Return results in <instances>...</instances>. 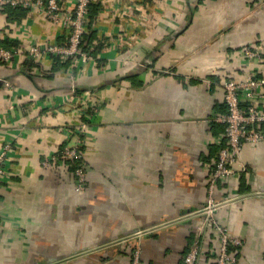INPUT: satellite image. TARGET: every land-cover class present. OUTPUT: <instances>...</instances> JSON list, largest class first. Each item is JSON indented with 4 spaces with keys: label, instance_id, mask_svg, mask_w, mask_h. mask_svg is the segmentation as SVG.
<instances>
[{
    "label": "crops",
    "instance_id": "1",
    "mask_svg": "<svg viewBox=\"0 0 264 264\" xmlns=\"http://www.w3.org/2000/svg\"><path fill=\"white\" fill-rule=\"evenodd\" d=\"M95 1L97 64L72 79L51 62L23 72L24 56L0 65V148L16 144L0 187V264H133L136 248L138 264H182L227 140L224 83L253 68L264 78V0ZM7 38L25 47L64 36L41 14L0 12ZM73 87H97L103 100L84 192L71 163L42 164L82 119L64 101ZM242 158L246 170L218 182L215 214L244 240L234 264H264V140L247 142ZM202 246L198 264H216L215 227Z\"/></svg>",
    "mask_w": 264,
    "mask_h": 264
},
{
    "label": "built area",
    "instance_id": "2",
    "mask_svg": "<svg viewBox=\"0 0 264 264\" xmlns=\"http://www.w3.org/2000/svg\"><path fill=\"white\" fill-rule=\"evenodd\" d=\"M94 0H0V9L5 6H19L28 9L32 13L41 14L52 21L62 31V41L31 42L25 47H0V65L13 64L19 56L29 57L40 65L44 62L55 63L56 57L62 60L71 58L68 68V78L76 77L75 73L84 71L88 64H97V57L83 49L85 34L90 28V5ZM130 10V8H129ZM93 28H97L94 23ZM263 51L260 48L246 46L244 54L249 60H260ZM38 66V67H39ZM257 69L253 68L247 77L232 78L225 81L226 102L228 111L218 117V121L225 125L226 142L220 141V151L216 165L210 176L208 185V197L204 205L198 210L200 220L197 222V241L185 255L182 264H198L203 252V240L209 227H215L220 233L219 255L216 264H234L238 257L233 247L241 248L244 240L233 235L230 229L221 224L216 218V211L220 202L216 198L218 182L242 171L247 166L242 158V151L247 142L258 143L264 140V78L257 75ZM2 80V79H1ZM6 86L13 87L12 83L2 80ZM97 87L85 88L81 93H69L64 101L73 107L77 115L82 119L76 129L71 131V141L45 156L42 164L45 167L58 165L67 160L79 161L75 174L77 189L80 192L86 190L87 184V160L85 149L88 137L93 130L96 116L103 108V100L97 96ZM75 91V87H73ZM15 143L4 142L0 148V187L11 175L10 161L15 154ZM146 231L139 230L137 235H143ZM138 264L140 259L139 249L135 252Z\"/></svg>",
    "mask_w": 264,
    "mask_h": 264
},
{
    "label": "trees",
    "instance_id": "3",
    "mask_svg": "<svg viewBox=\"0 0 264 264\" xmlns=\"http://www.w3.org/2000/svg\"><path fill=\"white\" fill-rule=\"evenodd\" d=\"M98 7H99V5H98V3H96L95 0L90 5V25H89L90 28H89V31L85 34L84 41H83V49L91 52L94 55H96V53H98V51L101 50V48L103 47V44H99V45L95 44L97 41L100 40V38L97 36V32L93 28V25L95 23V16L97 15L98 10H99ZM27 11H29V10L26 8L19 7V6H10V5H7L3 9H0V12L6 13L7 16L11 19V21L16 20V19L26 18ZM2 46L19 47L20 43L19 42L17 43L16 41H13V40H10L9 38H7L6 41H3L0 43V47H2ZM25 58H26L25 67L22 68V71L23 72L25 71L27 73H32V71L35 69V67L37 68L39 66V64L29 57H25ZM55 59H56V61H55L54 68L56 67L58 69L60 68L62 70H64V69L68 70V68L71 65V58H69L67 60H62L60 57H56ZM84 89L77 88V89H75V91H73V88H72L70 92L81 93ZM96 118H97V116H96ZM263 129H264V127H263ZM66 162L71 163L73 171H76L77 167L80 164L79 161H75V160H71V159L67 160ZM136 250H138V248L134 249V251H133V259L135 257L134 253L136 252ZM139 253H141L140 249H139Z\"/></svg>",
    "mask_w": 264,
    "mask_h": 264
},
{
    "label": "rangeland",
    "instance_id": "4",
    "mask_svg": "<svg viewBox=\"0 0 264 264\" xmlns=\"http://www.w3.org/2000/svg\"><path fill=\"white\" fill-rule=\"evenodd\" d=\"M134 256H135V253H134ZM134 259H135V261H137V260H136V256L134 257ZM134 259H133V262H134ZM139 262H140V260H139ZM134 263H135V262H134Z\"/></svg>",
    "mask_w": 264,
    "mask_h": 264
}]
</instances>
